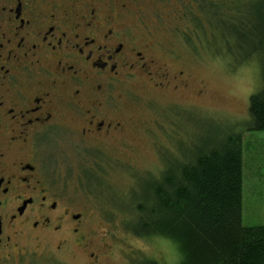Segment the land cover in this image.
<instances>
[{
  "label": "rangeland",
  "instance_id": "obj_1",
  "mask_svg": "<svg viewBox=\"0 0 264 264\" xmlns=\"http://www.w3.org/2000/svg\"><path fill=\"white\" fill-rule=\"evenodd\" d=\"M225 1L226 10L233 6L245 13L253 2ZM189 3L195 8V0L132 4L137 21L149 25L152 36L146 42L152 45L156 67L172 76L184 72L179 87L154 91L140 78H127L118 84L126 126L109 139L82 140L65 130L48 144L53 193L62 196V209L82 215L83 227L79 237L70 235L71 230L65 237L50 234L54 238L48 237L47 264H138L146 259L180 264V252L171 241L141 238L126 228L135 223V206L144 200V178L158 176L165 163L189 157L216 132L245 131L250 98L261 87L257 63L235 67L226 45L220 41L215 46L206 25L197 33ZM243 151V225L262 226L264 133L245 134ZM70 238L81 240L64 243Z\"/></svg>",
  "mask_w": 264,
  "mask_h": 264
},
{
  "label": "flooded vegetation",
  "instance_id": "obj_2",
  "mask_svg": "<svg viewBox=\"0 0 264 264\" xmlns=\"http://www.w3.org/2000/svg\"><path fill=\"white\" fill-rule=\"evenodd\" d=\"M134 1L0 0V264H47L50 234L81 235L82 215L62 209L48 179L54 137L109 139L126 126L127 78L179 87L184 72L156 67Z\"/></svg>",
  "mask_w": 264,
  "mask_h": 264
},
{
  "label": "trees",
  "instance_id": "obj_3",
  "mask_svg": "<svg viewBox=\"0 0 264 264\" xmlns=\"http://www.w3.org/2000/svg\"><path fill=\"white\" fill-rule=\"evenodd\" d=\"M195 1L189 13L197 33L206 25L214 45H226L231 65L257 63L261 87L250 98L245 131L216 132L189 157L165 163L158 176L144 178L136 221L125 226L141 238L171 241L180 264H264V225L246 227L242 221L245 134L264 133V0L247 4L248 13L233 6L226 10L225 0Z\"/></svg>",
  "mask_w": 264,
  "mask_h": 264
}]
</instances>
